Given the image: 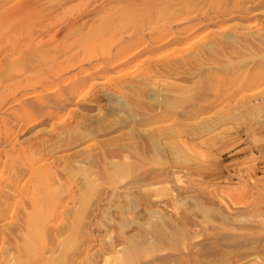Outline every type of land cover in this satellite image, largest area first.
<instances>
[{
    "label": "rangeland",
    "instance_id": "374dc122",
    "mask_svg": "<svg viewBox=\"0 0 264 264\" xmlns=\"http://www.w3.org/2000/svg\"><path fill=\"white\" fill-rule=\"evenodd\" d=\"M0 264H264V0H0Z\"/></svg>",
    "mask_w": 264,
    "mask_h": 264
},
{
    "label": "bare ground",
    "instance_id": "6f19581e",
    "mask_svg": "<svg viewBox=\"0 0 264 264\" xmlns=\"http://www.w3.org/2000/svg\"><path fill=\"white\" fill-rule=\"evenodd\" d=\"M110 26V25H109ZM86 28V27H85ZM113 28V27H112ZM109 30V29H108ZM150 76V75H149ZM148 77V76H147ZM15 185V183L11 184L10 187L8 189H5V190H9L10 188H13ZM3 191V190H2ZM5 192V191H4ZM3 195V194H2Z\"/></svg>",
    "mask_w": 264,
    "mask_h": 264
}]
</instances>
